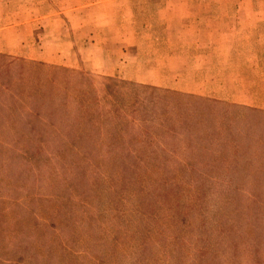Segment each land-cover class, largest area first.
I'll return each mask as SVG.
<instances>
[{
    "label": "rangeland",
    "instance_id": "rangeland-1",
    "mask_svg": "<svg viewBox=\"0 0 264 264\" xmlns=\"http://www.w3.org/2000/svg\"><path fill=\"white\" fill-rule=\"evenodd\" d=\"M106 1L110 4H104ZM117 1L0 0V53L4 54V62L11 65L10 79H16L14 58H18L44 70L61 66L82 72L102 94L108 75L91 70L83 62L74 64L66 58L62 62L56 54L65 42L58 38L59 33H65L68 45L72 44L69 33L74 34L70 27L78 17L77 23L88 26V36L84 44L81 43L88 47L90 28L95 24L105 31L111 19L107 7L119 5ZM222 1L228 3L227 13L235 14L239 10H250L240 8L247 5L243 3L264 0ZM29 20L32 24L28 33L20 24ZM132 21L139 20L132 17ZM16 30L18 33L14 32ZM31 30L32 40L27 41ZM22 40L28 46L22 47ZM48 46L50 50L45 55L54 62L35 58ZM40 62L45 64L40 65ZM160 93L165 92L161 90ZM173 96L183 107L169 119L159 118L157 124L159 129L172 128L173 133L156 131L152 138L156 145L174 151L168 161L170 169L176 171L174 175L168 172L171 185L182 186L183 199L187 202L195 201L200 188L198 182L185 180L190 166L200 163L213 166L208 169V174L212 172L209 170H216L213 174L216 178L203 185L202 204L207 209L205 218L211 237L206 256L200 254L201 249L188 237L185 239L189 247L185 250L177 249L176 241L163 246L156 230L146 241L140 238L139 229L146 225V219L141 221L142 199L134 193L137 191L134 184L128 185L123 192L110 193V180L105 176L97 186L90 184L94 176H90L87 183L77 182L73 166L47 151L36 162L20 161L18 156L17 162L7 168L3 162L6 159L4 152L13 146L8 143L12 137L16 139L14 133L19 131L2 128L0 264H264V111L176 93ZM23 109L25 115L31 112L27 104ZM25 149L19 145L15 152L24 153ZM100 170L107 175L105 167ZM234 170L232 181L228 177ZM114 172L109 170L108 173ZM15 222L22 224L18 226ZM56 234L61 238L53 239ZM193 234L189 232L192 238ZM42 241H46L45 246ZM63 243H68V251L75 254L71 263L62 251ZM26 245L28 249H25Z\"/></svg>",
    "mask_w": 264,
    "mask_h": 264
},
{
    "label": "trees",
    "instance_id": "trees-1",
    "mask_svg": "<svg viewBox=\"0 0 264 264\" xmlns=\"http://www.w3.org/2000/svg\"><path fill=\"white\" fill-rule=\"evenodd\" d=\"M4 59L0 53V129L19 131L14 133L16 139L12 137L13 141L8 143L13 146L4 152L7 168L17 162L18 156L20 161L36 162L47 151L73 166L77 182L87 183L94 176L90 184L97 186L105 176L110 180V193L124 191L134 184L137 190L134 193L142 199L141 221L146 219V225L139 229L140 238L146 241L156 230L163 246L176 241L177 249L185 250L189 247L185 239L188 237L201 249L200 254L207 255L211 237L205 218L207 209L202 204L203 185L216 178L213 175L216 170L211 169L208 174L213 166L203 163L190 166L185 180L198 182L200 188L195 201L187 202L183 199L182 186L171 185L168 172L174 175L176 171L170 169L168 161L174 151L156 145L152 138L156 131L173 133L172 128L159 129L157 124L159 118L169 119L183 107L173 99L177 98L173 96L175 93H181L107 76L108 82L101 94L82 72L61 66L44 70L18 58H14L17 70L13 80L9 77L11 65ZM161 90L165 93H160ZM25 104L31 109L26 115L22 112ZM130 128L133 130L128 131ZM0 145H3L1 140ZM19 145L26 147L24 153L15 152ZM103 167L107 175L100 170ZM109 170L115 172L109 174ZM228 179H235V170ZM163 209L168 213H163ZM189 232L195 233L192 235L195 239ZM52 238L61 236L56 234ZM41 244L45 246L46 241ZM61 247L71 263L75 254L68 251V243Z\"/></svg>",
    "mask_w": 264,
    "mask_h": 264
},
{
    "label": "crops",
    "instance_id": "crops-1",
    "mask_svg": "<svg viewBox=\"0 0 264 264\" xmlns=\"http://www.w3.org/2000/svg\"><path fill=\"white\" fill-rule=\"evenodd\" d=\"M117 3L122 6L107 7L111 19L105 31L95 24L90 28L88 47L81 45L88 36V26L77 23L78 17L70 27L75 36L74 40L69 33L71 45L66 34L59 33L58 40L65 43L56 55L62 62L65 58L74 64L83 62L108 76L207 102L264 111V1L243 3L247 5L240 8L250 10L235 14L227 13L228 3L222 0ZM132 17L139 21L131 22ZM31 22L20 24L22 30L29 33ZM31 36L32 30L27 41L32 40ZM23 41L21 46H28ZM11 43L15 44L13 40ZM48 50L49 46L41 53L35 51L39 54L35 58L54 62L46 57Z\"/></svg>",
    "mask_w": 264,
    "mask_h": 264
}]
</instances>
